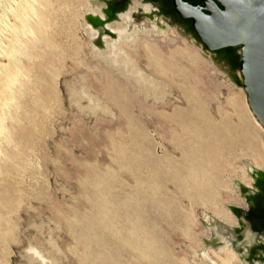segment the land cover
Wrapping results in <instances>:
<instances>
[{
  "label": "rangeland",
  "instance_id": "obj_1",
  "mask_svg": "<svg viewBox=\"0 0 264 264\" xmlns=\"http://www.w3.org/2000/svg\"><path fill=\"white\" fill-rule=\"evenodd\" d=\"M102 1L33 0L24 20L30 33L16 34L10 62L6 47L15 39L21 2L0 0V65L13 62L18 70L8 88L11 100L0 108V264H99L102 243L109 249L108 264H220L226 248L238 258L235 264H245L244 240L235 251L229 234L245 231L233 211L246 210L244 194L253 186L252 174L261 171L252 164L251 143L264 153V140L243 108L239 49L209 52L177 19L136 12L130 36L146 34L143 42L155 43L164 57L169 51L187 53L173 60L172 69L151 76L156 87H140L135 74L119 75L120 63L100 54L106 50L103 36L116 39L89 27ZM130 44L122 50L135 67L149 71L134 55L139 48ZM201 108L215 122H230L225 135L219 134L216 167L226 188L216 212L194 203L173 177L179 157L175 137L185 129L190 110ZM237 122L244 132L233 130ZM240 171L250 186L238 180ZM141 194L151 197L142 209L141 234L150 235L151 244L164 242L166 256L159 260L153 253L149 260L143 257L147 240L134 236L136 215L127 212L131 228H123L124 213L113 214L118 203ZM232 197L239 206L229 203ZM217 211L231 222L222 223ZM103 225L107 236L100 231L89 241L87 235ZM217 227L229 236L216 234Z\"/></svg>",
  "mask_w": 264,
  "mask_h": 264
},
{
  "label": "bare ground",
  "instance_id": "obj_2",
  "mask_svg": "<svg viewBox=\"0 0 264 264\" xmlns=\"http://www.w3.org/2000/svg\"><path fill=\"white\" fill-rule=\"evenodd\" d=\"M32 1L33 0H22V1L19 0V2L21 3L19 4V8L16 9L18 11L15 14L17 25L12 29V32H14L15 39L11 42L10 44L11 46L8 44L10 47H6V49L9 48L7 49L6 53H8L10 62L13 59V55L16 53L15 47L18 42V40L16 39L17 38L16 34L18 33L20 34L21 32H25L26 34L29 32V29L25 25L24 20L27 14L31 13V9H32L31 2ZM139 10H140L139 4L134 3V5L131 6L125 13L119 15V18L117 19V21L112 22L107 26V28L114 34L116 39H110L107 36H103L104 37L103 42H105L106 50L101 52L100 54L101 55L109 54V60H111L112 63H114V61L120 63V67L116 71V73H118L119 75L121 74V71L123 72L124 70L125 71L128 70L130 73L135 74V76L137 77V83L140 87H143L142 85H144L145 83L148 87L149 86L156 87L157 80L155 78L153 79L151 76L159 75L161 71L160 69H163V67H165L166 70L170 68L172 69L173 60L175 61L177 58L179 59L181 57H185L187 53L182 52V51L181 52L169 51L168 56L164 57L161 54V51H160L161 48L157 46L155 43L153 42L144 43L143 42V39L145 40L146 38V34L141 35L139 32H133L132 36H130L128 34V27L130 23L132 22V15H134ZM142 11L147 14L150 12V10L147 7L142 8ZM32 13H33V10H32ZM10 26H13V24ZM127 42L131 43L129 46L132 49L135 50L139 48V51H141V53L140 54L135 53L134 55L139 56L138 58L139 59L141 58L144 61V63L146 64L147 70L149 71H146V69L141 70L135 67V65L133 64V61L130 59L131 58L130 55H128L122 50L124 43L127 44ZM164 46L166 47L167 43H164ZM9 65L10 66L7 65L8 67H6V65L2 66L0 70L1 71L0 74H2V76L0 75L1 76L0 77V80H1L0 81V108H2L3 106L5 107L6 103H8V101L11 100L9 98L8 88H9V85L13 83L15 77L18 76L16 75L18 73L17 72L18 70L16 69L13 62L12 64L9 63ZM144 71H146V74L144 73ZM147 72H148V75H147ZM230 88L233 89L232 87ZM113 90L115 89L113 88ZM196 103L197 105L201 104L199 100H197ZM243 108L248 117V123L259 134L260 138L264 140V129L263 127H261L257 119L252 114L251 110L249 109L247 100H246V94H245V99L243 103ZM1 115H0V133L2 132L1 123L3 121L1 118ZM227 127H230L229 120L215 122L211 120V118L208 116V113L202 108L200 111L190 110V114H188V120L186 122L185 129H183L182 134L176 135L175 137L174 150L177 152L179 157L178 159H175L173 163L174 164L173 177L175 178L176 182L181 183V185L185 187V190L188 191V198H190L194 203L199 201L198 205L201 207H205L204 210H212V211L214 210L216 212V206L218 203L217 199L220 197L219 195L223 192L221 188L223 187L226 188L222 184V177H221L218 167L216 166L218 164L219 154H220L219 153L220 145L218 143L219 136H220L219 134L220 132L224 134L223 132H225ZM233 128H234L233 129L234 131L235 129H237L238 131H243V132L246 129L244 124L239 123V122H237V124ZM243 143L245 142L243 141ZM249 146H250V143H249ZM251 146L255 148L253 149L255 151L253 155L254 157L252 159L253 166L257 170L264 171V153L262 152V149L259 148L258 144H256L255 141L251 143ZM240 172L241 174L239 175L238 180L244 186L246 187L250 186L251 180L245 175V173H243L242 171ZM149 197L150 196H148V198ZM148 198L146 195L144 197L141 194L140 198L138 195V197L133 202L131 201H126L123 203L120 202L118 203L117 207H114L113 209V214L115 217L118 216L119 214L124 213L125 219H124V223L122 222L123 228H126V227L128 228V226H130L131 228V225H129L131 224L129 223L130 218L129 219L127 218V212L133 213L134 216L136 215L135 219L134 218H131V219L133 220L132 223L136 224L135 229L137 230L136 231L137 235H134V236L138 238L139 242H140V235H141V238L145 237L146 239L147 237V236L142 235L141 232L143 231L142 227H143V223L145 222V217H146L144 215V217L142 218V209H144L145 204H149L146 201H148L151 197L149 199ZM236 199L237 198L232 197L229 203L239 206L241 201L237 199V202H236ZM153 202L155 203V201ZM134 212H136L137 214H135ZM217 213L218 215H220V220L222 221V223L231 222V217L229 218V216H227L225 212L217 211ZM149 215L151 216V212L149 213ZM152 218L153 220H155L156 217L152 216ZM174 219L175 218L170 216V220L172 221L177 220V219L176 220ZM105 221H108V220L105 219ZM100 231H102L101 232L102 236L104 237L107 236L106 234L107 227L103 225V226H99L98 231L96 233L94 232L90 236L87 235L88 240L90 241V240L95 239V235H98ZM215 232L216 234L220 236L221 234L222 235L226 234V230L224 231V230L218 229V227L216 228ZM101 233H100V236H101ZM149 236L146 239L147 241L143 242L144 243L143 257L149 260L150 253L154 254V260H159L160 256L165 257L166 254H164L163 248H161V247H164L163 246L164 242L163 241L159 242L158 240L154 239L155 241L151 244V241H150L151 238ZM245 239H246V243L250 245V243L253 240V237L250 235L249 232L246 231ZM97 245L99 249H101V254L99 256L98 263L108 264L106 262H108L107 257L109 255L107 254V252H109L108 251L109 249L105 247V244L103 243L102 245L101 244L100 245L97 244ZM132 248H133V245H132ZM137 248H138V254H139L140 247L136 246V248L134 249H137ZM122 250H124V248ZM220 253L221 254L219 255L223 256L222 258H219L220 264H235L237 262L238 258L229 249L227 250L226 248V250H221Z\"/></svg>",
  "mask_w": 264,
  "mask_h": 264
},
{
  "label": "water",
  "instance_id": "obj_3",
  "mask_svg": "<svg viewBox=\"0 0 264 264\" xmlns=\"http://www.w3.org/2000/svg\"><path fill=\"white\" fill-rule=\"evenodd\" d=\"M173 4L180 19L191 21L193 35L207 51L239 49L242 88L264 129V0H205L203 6L173 0ZM99 14L105 19L101 9ZM110 23L101 32L114 36L107 28Z\"/></svg>",
  "mask_w": 264,
  "mask_h": 264
},
{
  "label": "flooded vegetation",
  "instance_id": "obj_4",
  "mask_svg": "<svg viewBox=\"0 0 264 264\" xmlns=\"http://www.w3.org/2000/svg\"><path fill=\"white\" fill-rule=\"evenodd\" d=\"M181 1L190 5L199 6H203L205 3V0ZM102 2L103 5L100 9L101 14H103L105 19H102L99 14L97 19L94 18L89 21L90 25L99 31L104 24L113 22L114 19H118L119 15L125 13L131 6L134 5V3L139 4L140 10L138 12L141 13H143L142 8L147 7L150 12L148 14H143L148 17H152V15L155 14L160 17H164L167 20L177 19L184 25L186 24V28L184 25L182 26L187 30L188 23L191 25L190 20H182L177 16L173 0H103ZM134 15H132V21ZM227 49L233 50L235 48ZM252 175L253 186L249 189V191H247V193L244 194L246 210L244 212L237 210L233 211L240 224L245 227V231L242 234L241 229L238 228L235 231H231L232 233L229 235L231 236L230 241L233 243L232 248L235 249V251H239V249L243 246V244L239 241H242V239L244 240V244L247 247L244 254L246 259L245 264H264V171L256 172ZM246 231L253 237L250 245L246 243ZM224 235L229 236L228 231H226V234Z\"/></svg>",
  "mask_w": 264,
  "mask_h": 264
},
{
  "label": "trees",
  "instance_id": "obj_5",
  "mask_svg": "<svg viewBox=\"0 0 264 264\" xmlns=\"http://www.w3.org/2000/svg\"><path fill=\"white\" fill-rule=\"evenodd\" d=\"M188 30L190 31V32H192V29H191V25L188 23ZM193 33V32H192ZM235 51V49H233V52ZM235 58H236V56H235Z\"/></svg>",
  "mask_w": 264,
  "mask_h": 264
}]
</instances>
